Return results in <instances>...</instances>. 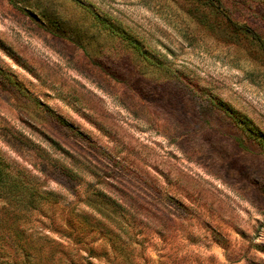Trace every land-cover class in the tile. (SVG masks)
<instances>
[{"label": "rangeland", "instance_id": "obj_1", "mask_svg": "<svg viewBox=\"0 0 264 264\" xmlns=\"http://www.w3.org/2000/svg\"><path fill=\"white\" fill-rule=\"evenodd\" d=\"M14 1L0 264H264V0Z\"/></svg>", "mask_w": 264, "mask_h": 264}, {"label": "trees", "instance_id": "obj_2", "mask_svg": "<svg viewBox=\"0 0 264 264\" xmlns=\"http://www.w3.org/2000/svg\"><path fill=\"white\" fill-rule=\"evenodd\" d=\"M12 4L15 3L14 0H9ZM202 4L204 5H207L209 6L210 8H213L214 10L216 11H220L221 9V1L220 0H199ZM228 22L230 23V25H232V27L239 31V32H242L246 35H248L249 37H251L252 39H255L257 41H261L260 38H258V35L256 34V32L254 30H252L251 28L245 26V25H238V24H235L233 22H231L229 19H228ZM51 27L54 29V30H51L53 32H60L61 30H63L65 27H64V24L65 22L64 21H60V20H57V21H50L49 22ZM66 29V28H65ZM72 30V29H71ZM62 32V35L66 36V32L67 30H63L61 31ZM70 33V32H69ZM128 45H130V43L128 42ZM264 47V45H263ZM226 111V110H225Z\"/></svg>", "mask_w": 264, "mask_h": 264}]
</instances>
